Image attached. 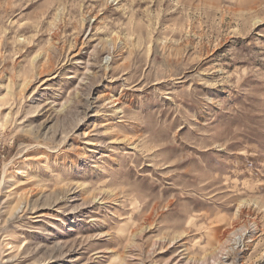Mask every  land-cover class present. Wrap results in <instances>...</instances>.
Segmentation results:
<instances>
[{"label":"rangeland","instance_id":"rangeland-1","mask_svg":"<svg viewBox=\"0 0 264 264\" xmlns=\"http://www.w3.org/2000/svg\"><path fill=\"white\" fill-rule=\"evenodd\" d=\"M0 264H264V0H0Z\"/></svg>","mask_w":264,"mask_h":264}]
</instances>
